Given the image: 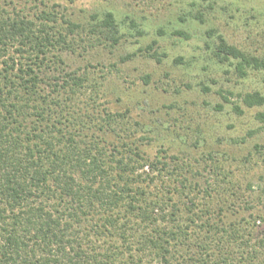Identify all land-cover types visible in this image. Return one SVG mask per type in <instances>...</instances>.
I'll return each instance as SVG.
<instances>
[{"label": "trees", "instance_id": "obj_1", "mask_svg": "<svg viewBox=\"0 0 264 264\" xmlns=\"http://www.w3.org/2000/svg\"><path fill=\"white\" fill-rule=\"evenodd\" d=\"M190 19L205 22L201 12L180 17ZM37 21L0 15V59L18 45L26 60L0 61V264H264V234L248 221L225 223L213 195L199 199V185L171 170L175 158L149 159L134 142L110 146L97 126L86 125L76 104L92 87L85 77L67 74L62 85L41 78L52 50L72 48L80 26L65 22L63 34L47 12ZM99 23L114 46L124 38L113 13ZM207 36L216 66L232 67L240 78L264 70L263 58L214 31ZM241 99L250 109L264 106L259 92ZM101 113L99 131H115L123 117Z\"/></svg>", "mask_w": 264, "mask_h": 264}, {"label": "rangeland", "instance_id": "obj_2", "mask_svg": "<svg viewBox=\"0 0 264 264\" xmlns=\"http://www.w3.org/2000/svg\"><path fill=\"white\" fill-rule=\"evenodd\" d=\"M42 12L57 18L52 25L63 34L69 30L65 22L80 26L72 48L52 50L40 76L51 83L57 77L61 85L67 74L88 80L85 86L92 87L76 103L86 125L97 126L93 131L110 146L134 142L149 159L175 158L168 160L171 170L199 185L194 190L199 199L206 191L213 195L214 208L225 210V223L248 221L257 236L263 235L264 106L247 108L241 97L264 96V70L240 78L232 67L213 64L206 44L213 45L207 32L214 31L264 59V0H0L5 17L39 22ZM110 12L124 34L116 46L98 28ZM200 12L204 23L180 21ZM17 50L18 45L10 47L0 61L25 63ZM180 57L184 64L176 62ZM104 109L123 117H116L115 131L106 135L99 131ZM88 111L93 118L85 116Z\"/></svg>", "mask_w": 264, "mask_h": 264}]
</instances>
